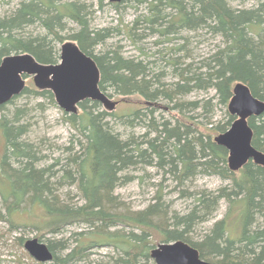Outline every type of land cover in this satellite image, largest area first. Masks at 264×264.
<instances>
[{
    "label": "trees",
    "instance_id": "trees-1",
    "mask_svg": "<svg viewBox=\"0 0 264 264\" xmlns=\"http://www.w3.org/2000/svg\"><path fill=\"white\" fill-rule=\"evenodd\" d=\"M99 3L102 6L103 0ZM110 4L118 12L128 7L141 10L124 28L133 42L141 43L137 47L141 55L126 56L120 45L109 42L123 29L94 25L95 10L82 0H18L0 13V63L16 53L56 63L60 58L57 43L74 41L96 61L99 86L109 97L138 96L144 102L119 113L85 99L79 103L80 112L64 111L76 133L64 150L66 155L54 157L52 163L45 161L49 155L43 152L44 142L27 137L31 110L16 104L9 116L7 109L19 96L46 98L56 104L52 90L26 86L0 105L5 141L0 156V220L9 222L10 230H36L53 253L50 264H78L97 247L111 248L112 255L96 264H156L152 249L175 240L196 247L208 261L264 264V166L250 160L231 170L227 149L214 140L235 120L228 103L237 82H245L264 100V0L243 8L229 0ZM205 36L221 38L222 44L198 58L195 48ZM149 37L155 38L156 51L144 47L142 39ZM211 89L215 90L212 97L187 99L193 92L207 94ZM218 105L227 108L226 118L214 122ZM162 108L169 117L156 115ZM200 108L204 114L196 113ZM111 118L118 119L122 130L112 125ZM249 124L253 145L264 151V113L250 117ZM138 125L143 133L133 131ZM148 166L162 171L165 179L172 177L181 197L193 198L188 212L171 214L161 188L147 206L123 207L115 189ZM201 174L219 175L229 183L215 190L190 191L186 183ZM222 200L228 203L224 217L195 238L197 227L217 211ZM20 216L23 221L18 220ZM69 226L81 230L56 237ZM15 240L22 246L27 239Z\"/></svg>",
    "mask_w": 264,
    "mask_h": 264
},
{
    "label": "rangeland",
    "instance_id": "rangeland-1",
    "mask_svg": "<svg viewBox=\"0 0 264 264\" xmlns=\"http://www.w3.org/2000/svg\"><path fill=\"white\" fill-rule=\"evenodd\" d=\"M18 0H9L4 1L0 0V13L14 7L15 3ZM87 4H91L95 10V15L93 17V24L97 27H106L119 26L123 30L115 34L109 42H114L116 45H120L126 56H138L141 55L139 45L141 43L133 42L128 34L124 33V28H127V25H131L134 22L135 16L141 10H136L134 8L128 7L126 11L118 12L110 4L109 0H103L102 6L99 3V0H82ZM232 6L237 8L243 7H253L259 4V0H229ZM143 9V7H142ZM144 10V9H143ZM138 11V12H137ZM158 37V36H156ZM155 38H143L142 43L144 47L149 51H156L157 46L153 43ZM196 44V43H195ZM222 44L221 38H212L210 36H205L204 39H201V42L198 43V48H195L197 54L196 57L200 58L207 56L213 53L217 49V45ZM62 43H57V48L61 49ZM26 86L36 87L33 81L32 76L25 77ZM215 95V90H210L207 94L204 92H193L187 96L188 100L200 99L203 97H212ZM111 98L115 101H118L116 108L119 113L125 112L124 109L133 108L143 105V99L138 96H119L112 95ZM216 102V100H215ZM42 103L41 109L38 110V104ZM16 104L26 107L31 110L32 124L31 129L27 133V137L32 141L40 142L46 145L44 149V154H48L45 158V161L52 163L54 157L60 155H66L64 150L70 145V137L75 134L73 126L64 118V110L58 106V104H53L51 101L46 98L40 97H27L19 96L16 101L12 104L7 105L9 116L16 110ZM226 109L225 106H215L213 113L214 122L224 120L226 118ZM80 112V109H78ZM164 114L165 117H169V112L160 109L156 115ZM196 113L204 114L200 109ZM200 114V115H201ZM112 125L117 129L122 130L124 126L120 125L117 121L118 119H110ZM131 129V128H130ZM129 129V131H130ZM136 134L143 133L144 129L142 126L138 125L132 128ZM131 129V130H132ZM4 137L0 131V156L4 150ZM41 145V144H40ZM54 145V146H52ZM137 177L134 180L125 182L124 184L119 185L115 189V194L118 195L122 201L123 207H128L132 210H138L147 206L150 201L154 200L158 189L161 188L162 196L166 203L170 206L171 214L173 212H179L181 214L188 212L190 206L192 205L193 198L181 197L178 190L174 189L176 181L169 176H166L167 179L163 178L162 171H158L153 166H148L146 170H140L136 172ZM142 176V178L140 177ZM164 179V180H163ZM163 182L162 187L160 183ZM229 183V180L223 179L219 175L211 174H201L198 175L193 182H187V188L190 191L208 188L211 190L218 189L219 187ZM74 195L77 196V188L75 186L72 188ZM79 196V195H78ZM78 198V197H77ZM76 198V200H77ZM228 203L225 200L220 202V205L217 211L206 221L201 222L197 227V232L194 233L195 238L198 235L205 233L213 227V224L218 219H221L226 214ZM26 214L24 213L23 216ZM20 216L18 220L23 221ZM17 220V221H18ZM11 225L7 221L0 220V264H33L36 260L27 256L29 253L24 248V245L21 246L15 240V237L24 236L26 239L29 238H39L37 236L36 230L27 229H12L10 230ZM84 228V225H82ZM81 230L80 226H69L62 234L56 237L69 236L71 231ZM49 236V235H47ZM109 255H112V249L106 247H97L91 250V255L88 260H82L78 264H87L86 262L92 261L94 264L99 262L107 261ZM39 262V261H38ZM44 264H50L46 262Z\"/></svg>",
    "mask_w": 264,
    "mask_h": 264
},
{
    "label": "water",
    "instance_id": "water-1",
    "mask_svg": "<svg viewBox=\"0 0 264 264\" xmlns=\"http://www.w3.org/2000/svg\"><path fill=\"white\" fill-rule=\"evenodd\" d=\"M28 76L33 77L37 88L52 90L58 106L68 113H77L79 103L85 99L99 101L108 110H114L118 103L100 88L101 74L96 61L74 41L61 45L60 58L56 63H42L30 53L4 57L0 63V105L24 90L25 77ZM228 110L235 120L214 140L227 149L229 168L237 171L250 160L264 166V151L253 145L254 131L249 124L250 117L264 113V100L256 97L248 84L239 81L234 85ZM24 248L39 262L53 259L47 244L39 238L27 239ZM151 257L156 264H222L205 260L196 247L184 240L159 243L152 249Z\"/></svg>",
    "mask_w": 264,
    "mask_h": 264
}]
</instances>
